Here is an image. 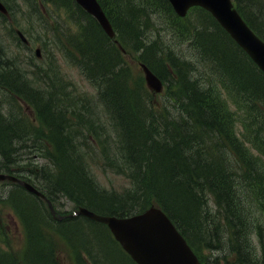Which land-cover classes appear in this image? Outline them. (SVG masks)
<instances>
[{
    "label": "trees",
    "instance_id": "1",
    "mask_svg": "<svg viewBox=\"0 0 264 264\" xmlns=\"http://www.w3.org/2000/svg\"><path fill=\"white\" fill-rule=\"evenodd\" d=\"M42 1L70 10L77 25V31L68 34L70 53L98 88L100 100L114 118L117 148L131 187L117 191L96 180L87 160L89 146L81 142L86 137L81 133L76 136L78 128L90 125V113L69 112L71 98L65 86L36 88L15 61L8 59L1 42L0 84L32 104L44 127L37 129L20 118L13 102L7 101L12 112L4 113L0 102V170L18 169L11 165L23 151L30 158L37 152L49 162L40 165L38 171L31 169L29 178L54 202L62 195L76 208L85 206L119 216L157 204L195 250L227 249L236 252L245 264H264V259L251 255L248 247L250 234L262 231L258 223L264 224V73L203 8L194 7L181 18L168 0H99L122 44L139 52L140 60L175 88L169 89V106H161L153 102L144 78L92 15L73 0ZM236 2L264 39V0ZM257 8L261 9L255 13ZM154 14H166L168 26L190 36L200 56L212 63L215 79L195 76L192 63L178 51L148 38ZM185 22L191 23V33ZM70 113L78 116L80 124L71 121ZM239 122L244 127L241 134ZM91 132L102 138L97 129ZM103 144L111 146L106 141ZM35 145L38 151L30 148ZM105 153L111 151L106 149ZM19 187L11 183L4 189V197L19 214L26 235L15 264H60L59 243L70 249L76 264H137L104 223L72 214L55 219L40 197ZM252 210L262 216L261 222ZM85 229L92 239L86 237ZM9 257L0 245V264H9ZM215 263L220 264L219 256L205 261Z\"/></svg>",
    "mask_w": 264,
    "mask_h": 264
},
{
    "label": "rangeland",
    "instance_id": "2",
    "mask_svg": "<svg viewBox=\"0 0 264 264\" xmlns=\"http://www.w3.org/2000/svg\"><path fill=\"white\" fill-rule=\"evenodd\" d=\"M5 3L7 6L10 5V11L13 15L5 18L4 15L0 14V42L2 44L4 43L7 52H9V55L12 56L14 60L16 59L18 62L22 61L21 64L26 72L30 76L31 74L34 75L33 79L36 78L38 81L46 83L52 81L63 82L66 92L70 95V103H72L74 107L81 106L85 113H90V123L92 122L95 126H98L99 130L105 134L107 144L112 143L110 144L111 146L108 147L112 153L107 158L101 153V149L104 146L103 142H105L103 140L86 141V144L91 148V151L89 152L93 155V159L88 162L89 166L95 177L104 187L113 188L119 191L128 189L130 182L125 175L126 168L120 159L121 156L119 155V149L116 150L112 141V137L114 136L113 120L110 114L105 112L104 106L98 98L95 87L89 83L86 76L78 69V67L70 62L65 56V46H67V42L69 41V38H66L65 33L76 32V25L72 20H69L70 17L67 9L46 2L30 4L22 0H5ZM260 9L261 8H257L254 12L258 13V10ZM251 10H253V8ZM153 17L155 19L154 26L152 28H150V26L147 29V36L149 39H157L163 44L169 45L170 48L178 51L186 60L192 62L195 68V72H193L194 75L208 79L209 81L216 78L215 72H211V68L208 66V62L210 61L200 56L197 46L193 47L191 39H188L190 36H185L184 33L168 26L166 21H168L169 18L166 14H163V17L154 14ZM157 20H160L161 24L158 23ZM185 23L189 25L187 31L191 33V23ZM163 24H166L168 29H164L162 26ZM19 28L22 29L25 36L29 39L30 45L24 44L22 40L17 37L16 30ZM64 29H67L65 30L66 32ZM38 48H40L39 56H42L40 59H38L36 55V50ZM136 53L137 52L135 51L127 52L125 58L126 61H129L132 64L134 70L138 74L143 75L142 68L137 61L138 54ZM35 83L40 85L37 82ZM42 86L49 87L46 85ZM0 88L1 102L10 97V95L1 84ZM166 93L167 85L165 84L161 93L156 94L155 92H152L153 100L164 105L167 103ZM73 97L78 99H74L73 101ZM24 108L36 123L37 119L35 118V113L27 108V106H24ZM174 109L175 108H172V111ZM3 111L4 113H8L9 111L12 112L9 104H6L3 107ZM26 156L27 163L32 162L37 164L39 162H47V159L42 157H40L41 159H37L36 155H32V158H30L28 154H22V157ZM47 166L50 165L47 164ZM4 189L5 186L0 184V245L2 249L10 255V257L7 258L9 264H13L15 260L14 258L20 256L25 247L26 235L24 225L19 215L15 212L12 204L4 197L6 192ZM62 198L63 197H61V201L64 205L62 202H60V204L57 203L56 205L57 209H59V211H57L59 214H67L69 211L76 209L72 208L70 201ZM252 211L255 213V216L258 215V221L261 222V220H263L262 216L257 214L255 210ZM260 227L263 228L262 232L264 234V224L260 225ZM256 232H258V230H256L255 233ZM84 233L86 234V237L92 239L87 229L84 230ZM224 236L227 237V235ZM252 241L254 245H257V255L260 256V258H264L263 236L261 237L257 233L254 236L253 234H250L249 242L252 243ZM69 250L70 249L64 244H58L57 254L60 264H75L70 257ZM249 250L251 253V247H249ZM201 253L203 256L209 258L218 255L221 260L220 264H241L236 252L232 253L227 249L220 252L201 249Z\"/></svg>",
    "mask_w": 264,
    "mask_h": 264
},
{
    "label": "water",
    "instance_id": "3",
    "mask_svg": "<svg viewBox=\"0 0 264 264\" xmlns=\"http://www.w3.org/2000/svg\"><path fill=\"white\" fill-rule=\"evenodd\" d=\"M77 1L95 15L108 34L113 36V29L96 0ZM170 1L180 15H185L192 5H202L209 9L264 71V41L244 23L237 11L232 9L231 0ZM143 67L149 85L159 90L161 83L157 77L147 66ZM11 177L13 176L0 174V179ZM23 184L28 190L46 198L32 184ZM48 203L54 211L50 200ZM80 212L95 220L106 222L123 247L139 264H200L173 222L159 208L152 207L143 214L131 217L99 215L85 208H81Z\"/></svg>",
    "mask_w": 264,
    "mask_h": 264
},
{
    "label": "bare ground",
    "instance_id": "4",
    "mask_svg": "<svg viewBox=\"0 0 264 264\" xmlns=\"http://www.w3.org/2000/svg\"><path fill=\"white\" fill-rule=\"evenodd\" d=\"M76 3H77V1H75ZM13 3V2H12ZM54 3V2H53ZM10 6V5H9ZM13 9V8H12ZM15 9V8H14ZM18 11V10H17ZM19 12V11H18ZM127 13V12H126ZM142 15V14H141ZM122 16V15H121ZM253 18V17H252ZM137 19V18H136ZM251 19V18H250ZM258 20H259V18H257ZM129 21V20H128ZM121 22V21H120ZM118 24V23H117ZM161 24V23H160ZM252 26V25H251ZM94 27V26H93ZM257 27V26H256ZM118 28V27H117ZM261 28V27H260ZM91 29V28H90ZM120 29V28H119ZM94 30V29H93ZM262 32H264V31H262ZM91 33H92V30H91ZM101 33V32H100ZM88 34H90V33H88ZM93 34V33H92ZM55 35V34H54ZM91 35V34H90ZM52 36V35H51ZM54 37V36H53ZM91 37V36H90ZM152 37V36H151ZM148 42V41H147ZM48 44V43H47ZM44 45V44H43ZM15 47V46H14ZM47 49V48H46ZM26 51V50H25ZM46 52V51H45ZM9 59V58H8ZM142 63H144V64H146L144 61H142V60H140ZM9 62V61H8ZM9 64V63H8ZM146 65H148V64H146ZM2 66V65H1ZM17 67H18V65H17ZM1 69V68H0ZM3 69V68H2ZM5 70V69H4ZM14 70V69H13ZM1 71V70H0ZM2 74V73H1ZM0 74V75H1ZM7 77V76H6ZM3 78V77H2ZM12 82V81H11ZM1 89V88H0ZM10 112V111H9ZM175 112V111H174ZM177 113V112H176ZM8 118V117H7ZM30 133V132H29ZM77 136V135H76ZM77 144V143H76ZM31 149H34L35 151H38V145H35V147H30ZM98 150V149H97ZM135 151H136V149H135ZM42 152V151H41ZM132 152V151H131ZM22 154H26V152L25 151H23V153ZM214 154V153H213ZM27 155V154H26ZM42 158H44V156H41ZM38 159H41L40 157L38 158ZM244 163V162H243ZM65 164V163H64ZM13 165H17L19 168L18 169H13L12 167H11V172H9V171H4V170H0V174H5V175H9V176H13V177H11V179H13L15 182H16V185H19L20 187L22 186V185H24L23 183H25V182H31L32 181V179L31 178H29V174H30V170L31 169H34L35 171H38L39 169H40V165H39V163H37V164H35V163H27V156L26 157H22V155H21V157H20V159H18L15 163H13L11 166H13ZM90 167V166H89ZM91 169V168H90ZM259 170V169H258ZM263 170V169H262ZM256 177V176H255ZM62 178V177H61ZM260 178V177H259ZM204 181V180H203ZM255 181V180H254ZM207 182V181H206ZM202 183H204V182H202ZM215 184V186L217 185L216 183H214ZM201 186V185H200ZM202 186H203V184H202ZM201 186V187H202ZM208 186V185H207ZM211 186V185H210ZM214 186V185H213ZM19 187V188H20ZM204 187V186H203ZM220 187V186H219ZM68 188V187H67ZM207 188V187H206ZM221 188V187H220ZM63 189V188H62ZM203 189V188H202ZM215 189H216V187H215ZM215 189H213V190H215ZM238 189V188H237ZM199 190V189H198ZM201 190V189H200ZM204 190V189H203ZM210 190V189H209ZM240 190V189H239ZM254 190V189H253ZM212 191V190H211ZM210 191V192H211ZM217 191V190H216ZM215 191V192H216ZM220 191H221V189H220ZM205 192H207V190L205 191ZM204 192V193H205ZM214 192V191H213ZM218 192V191H217ZM198 193V192H197ZM208 194H209V192H207ZM202 195H203V193H201ZM65 195V194H64ZM207 195V194H206ZM232 195H234V194H232ZM236 195V194H235ZM60 196V195H59ZM61 197H63L62 199H65V200H67V201H70V199H68V198H66V197H64V196H62L61 195ZM61 197H59V199H56V200H58L59 202H62L61 201ZM237 197V196H236ZM206 198L208 199V200H210L209 199V195L208 196H206ZM211 198V197H210ZM237 201V200H236ZM167 202V201H166ZM213 202V200L211 199V203ZM235 202V201H234ZM62 204H63V202H62ZM61 204V205H62ZM237 204V203H236ZM64 205V204H63ZM213 205V204H212ZM217 205H219V204H217ZM239 205H240V203H239ZM151 206H156V207H158V208H160L161 210H164L161 206H159V205H157V204H153V205H151ZM151 206H149V207H151ZM81 207H83V208H85V209H88L89 211H91V212H94V213H96V214H99V215H106V214H101V213H98V212H96V211H94V210H91V209H89V208H87V207H85V206H81ZM149 207H147V208H149ZM220 207L222 208V206L220 205ZM230 207H231V205H230ZM229 208V207H228ZM232 208V207H231ZM56 211H59V209H57V208H55L54 209V211H49V213L53 216V214H54V212H56ZM229 211V210H228ZM224 212V211H223ZM66 215H64L63 216V218L65 217ZM44 217V216H43ZM91 219H93L92 217H90ZM96 221H98V222H101V223H104V225H106L109 229H110V231L112 232V234H113V231H112V229L109 227V225L106 223V222H103V221H100V220H96ZM251 221V220H250ZM100 223V224H101ZM251 223V222H250ZM239 225H241V224H239ZM258 225H260L259 223H258ZM244 226H245V224H244ZM253 226V225H252ZM243 227V226H242ZM247 228H248V226H247ZM238 229V228H237ZM245 232V231H244ZM246 233H248L247 232V230H246ZM236 235V234H235ZM245 235V234H244ZM94 239V238H93ZM233 241V240H232ZM249 244H248V246L249 247H251L252 246V243H250V242H248ZM264 243V242H263ZM262 243V244H263ZM237 244V243H236ZM85 245V244H84ZM263 247V246H262ZM46 250V249H45ZM112 250V249H111ZM261 250H262V248H261ZM263 251V250H262ZM264 252V251H263ZM85 253V252H84ZM260 253V252H259ZM253 256H255L256 258H259L260 256H258L257 255V252H256V254H253ZM262 259H264V258H262ZM89 260V259H88ZM262 262H264V261H262ZM79 264V263H78ZM122 264V263H121ZM216 264V263H215Z\"/></svg>",
    "mask_w": 264,
    "mask_h": 264
},
{
    "label": "flooded vegetation",
    "instance_id": "5",
    "mask_svg": "<svg viewBox=\"0 0 264 264\" xmlns=\"http://www.w3.org/2000/svg\"><path fill=\"white\" fill-rule=\"evenodd\" d=\"M257 225V224H256ZM258 226H260V225H258ZM259 236H263V238H264V234H263V232L262 231H258V232H256ZM256 233H253V236L254 235H256ZM260 247V246H259ZM261 248V247H260ZM256 249H257V245H254L253 244V241H252V246H251V255H253V254H256Z\"/></svg>",
    "mask_w": 264,
    "mask_h": 264
}]
</instances>
